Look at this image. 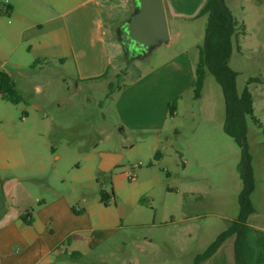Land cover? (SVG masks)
I'll list each match as a JSON object with an SVG mask.
<instances>
[{
  "label": "rangeland",
  "instance_id": "374dc122",
  "mask_svg": "<svg viewBox=\"0 0 264 264\" xmlns=\"http://www.w3.org/2000/svg\"><path fill=\"white\" fill-rule=\"evenodd\" d=\"M233 14L240 23L229 65L238 74L239 93L248 86L249 79L262 80L248 87L254 98V115L264 125V0L242 1ZM199 40L203 45V34ZM165 49L144 56L125 53L121 61H114L115 70L108 73L106 81L93 86L78 85L74 67L63 68L59 62L54 66L34 62L27 68V60L25 69L14 73L24 94V102L18 106L20 115L26 112L37 119L45 114V132L53 122L60 126L46 137L44 153L52 162L44 181L53 184L59 193L71 196L77 211L92 205L112 215L119 214L121 206L126 215L122 222L125 227H105L99 234L94 232V237L105 241L96 250L86 248L84 238L78 239L87 264L99 257L108 261L140 259L144 264H164L163 260L167 264H192L194 257L207 250L239 215L243 189L239 167L245 146L252 155L259 183L260 199L256 198L251 224H264L263 130L247 118L248 134L243 147L224 132L225 99L212 74L206 76L201 100L195 99L193 89L180 102L178 115L173 117L169 111L160 143L157 133L124 132L115 96L165 62L161 54ZM5 105L0 100V106ZM175 129L181 131V136L174 134ZM103 152L122 156V162L111 173L99 170ZM130 172L136 180H128ZM114 175L121 181L114 185L120 205L116 207L113 202L108 209L99 202L100 192L112 194L110 180ZM145 237L149 239L147 243ZM126 264L133 263L128 259Z\"/></svg>",
  "mask_w": 264,
  "mask_h": 264
},
{
  "label": "crops",
  "instance_id": "0c3cea01",
  "mask_svg": "<svg viewBox=\"0 0 264 264\" xmlns=\"http://www.w3.org/2000/svg\"><path fill=\"white\" fill-rule=\"evenodd\" d=\"M163 1L170 41L154 50L166 48L161 52L166 61L115 96L124 132L157 133L158 143L168 124L170 103L177 101L174 117L179 113L180 102L195 87L202 46L199 38L203 34L205 40L208 25V16L201 13L209 2ZM242 1L252 0H224V3L232 15ZM137 8V0H0V71L11 76L21 96L24 94L14 73L22 72L27 60V68L41 61L50 66L58 62L63 68L73 66L78 85L93 86L106 81L108 73L115 70L114 61H121L126 53L120 32ZM242 25L245 37L246 24ZM205 91L206 80L199 100ZM0 100L6 104L0 106V264H87L78 239L84 238L85 247L92 251L103 245L105 241L94 237V232L99 234L105 227H125L122 207L119 214L112 215L108 210H95L92 205L77 211L71 196L59 193L53 184L44 181L47 166L52 162L44 153L46 137L60 126L53 122L48 128L50 132H45L43 124L48 119L45 114L37 119L26 112L20 115L21 103L13 104L1 96ZM174 134L182 133L175 129ZM100 163L101 157L98 167ZM252 164L256 181L252 202L256 209L259 183L255 163ZM118 178L114 175L110 180L113 189L110 204L114 202L116 207L120 205L114 191V185L121 184ZM261 199L263 202L264 190ZM122 200L128 201L125 197ZM99 202L104 204L101 197ZM254 215L248 220L242 245L244 260L245 264H264V224H251ZM144 241L147 243L148 237ZM141 247L139 243L140 250ZM206 251L197 254L192 264H197ZM128 259L133 264H144L140 259ZM126 260L108 261L99 257L88 264H126ZM200 264H238L236 237L229 238Z\"/></svg>",
  "mask_w": 264,
  "mask_h": 264
},
{
  "label": "trees",
  "instance_id": "16d2710c",
  "mask_svg": "<svg viewBox=\"0 0 264 264\" xmlns=\"http://www.w3.org/2000/svg\"><path fill=\"white\" fill-rule=\"evenodd\" d=\"M12 12L8 9V15ZM202 16H208V25L204 44L199 47V61L196 68L195 98L199 99L208 73L212 74L223 90L226 105V121L224 132L241 147L244 146L248 134L247 118L263 130L264 125L254 115V98L249 85L262 82L259 78H251L248 86L239 93L237 88L238 74L229 63L233 52V39L238 38L237 22L229 10H223L218 0H209L203 9ZM245 35V31L243 36ZM238 51H241L238 45ZM112 89V85H110ZM0 96L13 104L24 102V98L18 92L11 76L0 71ZM177 101L170 104L171 116L175 114ZM159 156V155H157ZM253 158L247 146L244 147V155L240 164V175L243 181V189L239 196V215L228 230L223 232L214 241L207 251L199 256L197 264L210 258L229 238L236 237V255L238 264H245L242 245L246 236L249 218L256 213L252 202L256 181L253 170ZM113 193V189H112ZM100 197L104 205L109 206L112 194L102 190ZM80 257V253H76Z\"/></svg>",
  "mask_w": 264,
  "mask_h": 264
},
{
  "label": "water",
  "instance_id": "95a60500",
  "mask_svg": "<svg viewBox=\"0 0 264 264\" xmlns=\"http://www.w3.org/2000/svg\"><path fill=\"white\" fill-rule=\"evenodd\" d=\"M138 8L131 20L121 29L120 39L126 54L144 56L170 41V29L163 0H137ZM226 10L224 0H218ZM100 172L109 173L121 163L122 156L102 153Z\"/></svg>",
  "mask_w": 264,
  "mask_h": 264
},
{
  "label": "built area",
  "instance_id": "2783aa9c",
  "mask_svg": "<svg viewBox=\"0 0 264 264\" xmlns=\"http://www.w3.org/2000/svg\"><path fill=\"white\" fill-rule=\"evenodd\" d=\"M129 179H130L131 181L136 180V177H135V175H134L133 172L130 173V175H129Z\"/></svg>",
  "mask_w": 264,
  "mask_h": 264
}]
</instances>
